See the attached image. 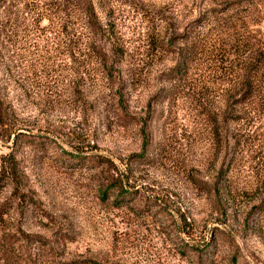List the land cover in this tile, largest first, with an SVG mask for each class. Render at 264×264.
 Masks as SVG:
<instances>
[{
  "label": "rangeland",
  "instance_id": "obj_1",
  "mask_svg": "<svg viewBox=\"0 0 264 264\" xmlns=\"http://www.w3.org/2000/svg\"><path fill=\"white\" fill-rule=\"evenodd\" d=\"M92 1L102 37L0 5V264H264V113L217 71L252 0Z\"/></svg>",
  "mask_w": 264,
  "mask_h": 264
},
{
  "label": "trees",
  "instance_id": "obj_2",
  "mask_svg": "<svg viewBox=\"0 0 264 264\" xmlns=\"http://www.w3.org/2000/svg\"><path fill=\"white\" fill-rule=\"evenodd\" d=\"M1 3L2 0H0V5ZM248 5L251 8L246 14L241 15L242 25L240 28L245 34L242 33L240 38L235 40L237 44L235 43L233 57L229 59L227 56L221 61L225 64L217 71L224 82L231 84L233 92L229 95V106L232 103L234 108L238 107L240 109L238 113H264V36L255 29L244 31V23L256 26L259 22L264 21V0H252ZM41 14L46 16L56 14L59 21L63 20L58 28L63 31L65 38L73 35L75 29L70 26L73 24V19L78 17L83 19L82 29L88 33L97 37L109 33L108 28L106 29L99 21L92 0H62L56 8L46 7ZM210 46L215 47V44L212 43ZM94 50L101 57L106 55L104 51H101V48L94 47ZM196 53L195 46H187L186 55L181 58L180 67L176 69L177 73L175 72V74H180L184 70L185 75L194 62ZM8 244L9 240L6 242L0 240V252H6Z\"/></svg>",
  "mask_w": 264,
  "mask_h": 264
}]
</instances>
